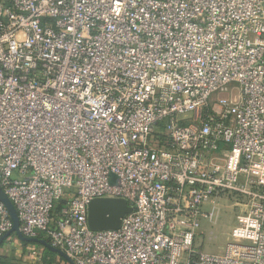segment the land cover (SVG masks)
Listing matches in <instances>:
<instances>
[{"label":"built area","instance_id":"obj_1","mask_svg":"<svg viewBox=\"0 0 264 264\" xmlns=\"http://www.w3.org/2000/svg\"><path fill=\"white\" fill-rule=\"evenodd\" d=\"M0 185L75 264H264V0H0ZM95 198L133 210L94 230Z\"/></svg>","mask_w":264,"mask_h":264},{"label":"water","instance_id":"obj_2","mask_svg":"<svg viewBox=\"0 0 264 264\" xmlns=\"http://www.w3.org/2000/svg\"><path fill=\"white\" fill-rule=\"evenodd\" d=\"M114 176V175H113ZM0 202L8 209L13 221L12 229L0 238V245L12 234H17L22 240L39 242L47 248L62 254L68 259L70 264L75 262L61 249L51 245L44 238H29L22 234L20 230V220L17 209L3 187L0 185ZM133 207L126 199L122 198H95L89 204L88 221L89 225L94 230L117 229L121 226L123 218L126 214L132 212Z\"/></svg>","mask_w":264,"mask_h":264},{"label":"rangeland","instance_id":"obj_3","mask_svg":"<svg viewBox=\"0 0 264 264\" xmlns=\"http://www.w3.org/2000/svg\"><path fill=\"white\" fill-rule=\"evenodd\" d=\"M214 203L218 208L217 213L213 220L203 222L197 237L196 247L209 253H221L230 240L239 208L234 207V199L219 198L209 202L207 205L209 210L212 209Z\"/></svg>","mask_w":264,"mask_h":264},{"label":"crops","instance_id":"obj_4","mask_svg":"<svg viewBox=\"0 0 264 264\" xmlns=\"http://www.w3.org/2000/svg\"><path fill=\"white\" fill-rule=\"evenodd\" d=\"M10 235L0 245V253L7 255L16 264H70L62 254H50L45 245L39 242L22 240L17 234ZM38 248L41 252L42 261L32 256V250ZM55 252V251H54Z\"/></svg>","mask_w":264,"mask_h":264},{"label":"trees","instance_id":"obj_5","mask_svg":"<svg viewBox=\"0 0 264 264\" xmlns=\"http://www.w3.org/2000/svg\"><path fill=\"white\" fill-rule=\"evenodd\" d=\"M60 206H61V202L56 203V206L54 209L55 214H56L57 210L60 208ZM40 238H44V236H41ZM45 239L48 241L47 238H45ZM47 252L50 254H57L56 252H54L51 249H47ZM0 264H16V263H14L7 255L0 253Z\"/></svg>","mask_w":264,"mask_h":264}]
</instances>
